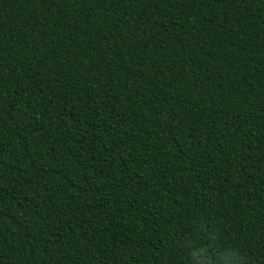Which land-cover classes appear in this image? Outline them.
Here are the masks:
<instances>
[{"label": "trees", "instance_id": "trees-1", "mask_svg": "<svg viewBox=\"0 0 264 264\" xmlns=\"http://www.w3.org/2000/svg\"><path fill=\"white\" fill-rule=\"evenodd\" d=\"M0 264H264V0H0Z\"/></svg>", "mask_w": 264, "mask_h": 264}]
</instances>
